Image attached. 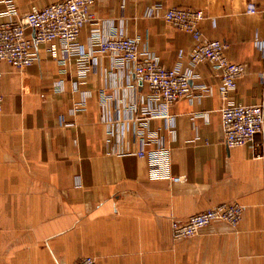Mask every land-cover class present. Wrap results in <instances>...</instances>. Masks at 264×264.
I'll list each match as a JSON object with an SVG mask.
<instances>
[{
    "label": "crops",
    "instance_id": "1",
    "mask_svg": "<svg viewBox=\"0 0 264 264\" xmlns=\"http://www.w3.org/2000/svg\"><path fill=\"white\" fill-rule=\"evenodd\" d=\"M13 1L22 17L56 0ZM250 3L256 12H247ZM171 7L203 11V36L225 42L226 57L244 66L228 99L264 108V0H94L95 21L78 39L83 49L94 26L137 37L165 67L194 74L193 96L169 107L172 130L164 118L150 119L142 145L129 105L149 89L130 88L108 55H97L83 76L75 56L61 62L46 45L23 70L1 61L0 264L86 256L95 264H264V133L225 146L219 72L190 63L191 36L162 17ZM101 91L111 97L106 106ZM226 202L243 207L236 226L213 221L193 236H172L173 221Z\"/></svg>",
    "mask_w": 264,
    "mask_h": 264
},
{
    "label": "built area",
    "instance_id": "2",
    "mask_svg": "<svg viewBox=\"0 0 264 264\" xmlns=\"http://www.w3.org/2000/svg\"><path fill=\"white\" fill-rule=\"evenodd\" d=\"M94 0H56L45 6L31 5L22 17L17 16L13 0H0V16L8 17L0 22V62L4 61L17 70L31 66L37 60V50L46 45L52 58L64 62L69 56H75L78 69L83 76L97 55L110 57L111 67L120 74L131 77L128 86L135 88L137 82L145 83L149 89L145 97L134 96L129 105L131 119L135 122L134 134L143 145L148 121L155 117L164 118L169 128L174 127L173 116L169 107L182 97L191 98L194 74L180 65L165 67L160 59L147 48L141 47L137 37L126 36L109 31L103 33L98 27L90 29L87 50L83 49L78 39L82 28L95 20L90 11ZM161 8L156 4L148 10L149 15H156ZM257 7L250 3L247 12L254 13ZM163 19L176 29L189 34L193 40L189 60L191 64L208 63L219 72L220 93L225 99L219 109L223 142L227 148L243 146L253 141L254 136L264 133V108L260 105H245L229 100L228 96L235 88L237 80L244 73L241 63L230 61L225 55L227 44L218 39L203 36L199 23L204 18L202 10L183 7H171ZM32 30V35L25 30ZM1 76V71H0ZM103 106L108 104L110 96L100 92ZM2 96L0 95V113ZM108 132L112 133V126ZM157 154H162L164 145L157 134ZM142 158L143 149L135 152ZM181 176L171 177L180 181ZM243 207L235 202L220 203L201 212L188 216L183 221L171 223L172 236L190 237L213 221L226 222L236 226L241 219ZM74 264H95L92 257L86 256Z\"/></svg>",
    "mask_w": 264,
    "mask_h": 264
}]
</instances>
